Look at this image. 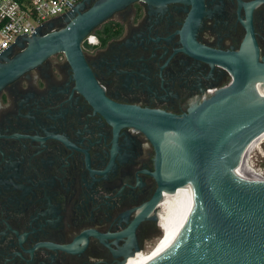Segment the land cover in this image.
I'll use <instances>...</instances> for the list:
<instances>
[{
    "label": "flooded vegetation",
    "instance_id": "obj_1",
    "mask_svg": "<svg viewBox=\"0 0 264 264\" xmlns=\"http://www.w3.org/2000/svg\"><path fill=\"white\" fill-rule=\"evenodd\" d=\"M222 1L224 7L220 0L202 1L203 13L213 12L201 17L195 42L240 54L235 29L238 0ZM187 3V13L176 11L185 7L183 2L175 3L173 15L164 16L154 27L145 22L144 4L136 3L115 14L105 23L108 28L104 24L92 33L97 36L96 46L86 38L84 57L109 100L182 116L232 84L234 76L227 67L213 62L212 71V63L182 51L166 65L182 38L177 32H184L194 10V3ZM251 27L263 62L264 10L252 12ZM164 50L168 52L161 58ZM123 133L130 141L127 162L118 154L108 174L94 172L109 166L114 126L78 89L64 53L50 57L0 94V264H121L125 260L115 258L93 235L75 254L48 246L33 250L41 244L71 245L92 232L104 235L119 216L153 200L159 189L156 175H150L156 173V150L135 128L123 126L118 136ZM58 135L85 151L94 171L85 153L52 139ZM144 170L150 174L140 173ZM137 174L146 185L129 187L137 184ZM169 196L156 200L157 221L142 220L137 225L139 252L127 264L146 255L163 237L161 206Z\"/></svg>",
    "mask_w": 264,
    "mask_h": 264
},
{
    "label": "water",
    "instance_id": "obj_2",
    "mask_svg": "<svg viewBox=\"0 0 264 264\" xmlns=\"http://www.w3.org/2000/svg\"><path fill=\"white\" fill-rule=\"evenodd\" d=\"M187 1L195 7L184 32H177L182 38L166 65L182 51L227 67L234 76L232 84L182 116L109 100L84 57L82 45L86 38L136 3L144 4L148 16L145 22L154 27L172 14L175 3L183 2L185 7L176 11L187 13ZM202 1L83 0L70 4L72 11L68 14L36 26L33 36L15 38L0 54V94L50 57L66 55L78 89L114 126L110 163L100 171L92 170L89 155L67 138L52 137L85 153L90 170L108 174L118 154L121 161L127 162L131 156L126 152L130 141L125 133L118 136L123 126L145 134L157 154L156 173L140 172L157 177L159 189L153 200L119 216L104 235L92 232L71 245L41 244L34 251L48 246L75 254L86 247L85 238L93 235L102 239L115 258L124 256L121 264H127L139 252L137 225L142 220L157 221L156 200L178 192L190 194L186 213L147 264H264V171L252 170L255 174L248 175L240 168L251 144L264 134V61H260L251 27V14L264 10V0L247 4L238 0L235 29L242 45L240 54L209 49L195 42L201 17L213 12L203 13ZM167 52L164 50L161 58ZM214 68L213 64L212 71ZM212 76L210 72L208 77ZM138 174L137 184L129 187L146 185L138 180Z\"/></svg>",
    "mask_w": 264,
    "mask_h": 264
},
{
    "label": "built area",
    "instance_id": "obj_3",
    "mask_svg": "<svg viewBox=\"0 0 264 264\" xmlns=\"http://www.w3.org/2000/svg\"><path fill=\"white\" fill-rule=\"evenodd\" d=\"M82 1L0 0V54L7 50L15 38L33 36L36 26L68 14L72 11L70 4ZM87 42L96 46L97 36H89ZM254 170L264 171L262 168Z\"/></svg>",
    "mask_w": 264,
    "mask_h": 264
},
{
    "label": "bare ground",
    "instance_id": "obj_4",
    "mask_svg": "<svg viewBox=\"0 0 264 264\" xmlns=\"http://www.w3.org/2000/svg\"><path fill=\"white\" fill-rule=\"evenodd\" d=\"M264 141V134L256 139L247 150L244 159L240 165L241 171L248 175H254L249 164V156H251L254 149L259 148ZM259 145V146H258ZM189 193H176L163 201L162 208V228L164 231L163 237L158 241L156 246L146 255H142L136 262L132 264H147L151 256L156 250L176 231L180 225L187 207L189 205Z\"/></svg>",
    "mask_w": 264,
    "mask_h": 264
},
{
    "label": "rangeland",
    "instance_id": "obj_5",
    "mask_svg": "<svg viewBox=\"0 0 264 264\" xmlns=\"http://www.w3.org/2000/svg\"><path fill=\"white\" fill-rule=\"evenodd\" d=\"M263 155H264V141H263L262 145L259 148L257 147L256 149H254L251 156H249L248 161H249L250 167L253 168L252 170L261 169V168L264 170V157H263Z\"/></svg>",
    "mask_w": 264,
    "mask_h": 264
},
{
    "label": "trees",
    "instance_id": "obj_6",
    "mask_svg": "<svg viewBox=\"0 0 264 264\" xmlns=\"http://www.w3.org/2000/svg\"><path fill=\"white\" fill-rule=\"evenodd\" d=\"M103 28H108V25H107V24H105V25L103 26ZM103 28H102V29H103Z\"/></svg>",
    "mask_w": 264,
    "mask_h": 264
}]
</instances>
